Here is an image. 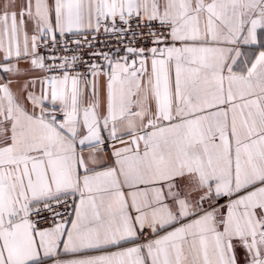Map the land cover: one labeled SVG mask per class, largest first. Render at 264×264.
<instances>
[{"label":"snow or ice","instance_id":"6c2138e0","mask_svg":"<svg viewBox=\"0 0 264 264\" xmlns=\"http://www.w3.org/2000/svg\"><path fill=\"white\" fill-rule=\"evenodd\" d=\"M0 264H264V0H0Z\"/></svg>","mask_w":264,"mask_h":264}]
</instances>
